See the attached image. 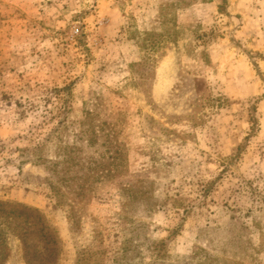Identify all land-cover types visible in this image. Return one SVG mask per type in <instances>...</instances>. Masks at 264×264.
<instances>
[{
    "label": "rangeland",
    "instance_id": "rangeland-1",
    "mask_svg": "<svg viewBox=\"0 0 264 264\" xmlns=\"http://www.w3.org/2000/svg\"><path fill=\"white\" fill-rule=\"evenodd\" d=\"M0 202L55 264H264V0H0Z\"/></svg>",
    "mask_w": 264,
    "mask_h": 264
},
{
    "label": "trees",
    "instance_id": "trees-1",
    "mask_svg": "<svg viewBox=\"0 0 264 264\" xmlns=\"http://www.w3.org/2000/svg\"><path fill=\"white\" fill-rule=\"evenodd\" d=\"M22 208H28V206H20ZM17 210V209H16ZM13 208L8 207L3 202H0V216L3 217V220L6 221L8 217L21 218L28 223L27 226L21 227L22 232L16 230V236L21 242V251H22V260L25 264H55L59 254L61 252V241L58 236L56 228L51 224V221L46 218L39 211H36V214H30L29 212L23 211L22 209L16 211ZM17 227V226H16ZM3 228H0V244L4 240ZM33 235L36 239L37 245H30V238L28 234ZM2 239V240H1ZM7 250H9L7 248ZM35 254H45L39 255L36 257ZM5 257L2 258V263L4 262Z\"/></svg>",
    "mask_w": 264,
    "mask_h": 264
},
{
    "label": "built area",
    "instance_id": "built-area-1",
    "mask_svg": "<svg viewBox=\"0 0 264 264\" xmlns=\"http://www.w3.org/2000/svg\"><path fill=\"white\" fill-rule=\"evenodd\" d=\"M74 31H75V33H77V32H78V28H77V27H75Z\"/></svg>",
    "mask_w": 264,
    "mask_h": 264
}]
</instances>
